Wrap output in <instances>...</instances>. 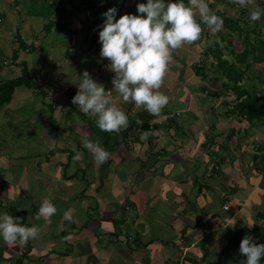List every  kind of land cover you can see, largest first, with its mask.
Here are the masks:
<instances>
[{
	"label": "crops",
	"instance_id": "0c3cea01",
	"mask_svg": "<svg viewBox=\"0 0 264 264\" xmlns=\"http://www.w3.org/2000/svg\"><path fill=\"white\" fill-rule=\"evenodd\" d=\"M37 1L42 8L33 14L29 4ZM82 1L0 0V82L20 76L27 64L39 85L32 89L51 101V115L40 117L51 136L46 142L30 140L35 147L28 153L23 152V121L38 137L45 131L18 113L36 98L22 86L0 106V210L17 223L40 228L27 243L8 245L0 238V264H243L242 239L250 235L264 243V121L229 113L237 94L212 83L217 76L212 66L198 70L214 46V32L202 27L198 41L173 51L159 89L169 103L157 116L149 113L155 127L141 131L137 113L144 109L112 93L131 129L125 138L124 129L103 131L110 157L97 164L82 145L85 136L96 141L92 121L97 117L73 104L75 83L87 70L114 90L115 73L102 68L109 61L100 58L97 26L112 6L119 9L117 18L139 13L132 0ZM223 4L235 5L233 0ZM88 23L93 29L86 35ZM61 30L65 41L57 36ZM44 42L42 63L33 51ZM7 122L16 123L15 130ZM73 145L84 153L75 164ZM33 192L56 205L50 220L35 218L42 202L32 206L29 219L23 205L17 211L15 202L30 200L26 195ZM68 211L73 221L66 219Z\"/></svg>",
	"mask_w": 264,
	"mask_h": 264
},
{
	"label": "clouds",
	"instance_id": "9594fccd",
	"mask_svg": "<svg viewBox=\"0 0 264 264\" xmlns=\"http://www.w3.org/2000/svg\"><path fill=\"white\" fill-rule=\"evenodd\" d=\"M233 2L248 7L253 0ZM137 10L139 14L125 13L117 18L119 9L112 6L102 13L105 19L97 26L102 45L100 58H106L109 61L106 67L115 73L114 90L106 89L87 70L75 83L78 91L72 98L73 104L81 112L97 117L98 127L105 132H121L129 125V117L114 102L113 92L118 93L123 102H134L157 116L169 103V96L159 89L173 59V51L198 41L202 23L212 32L220 31L223 26V18L212 11L207 0H147L138 3ZM249 15L255 22L264 16V10L252 8ZM82 145L97 164H103L110 157L109 151L87 136L82 139ZM73 152V164L84 159V153L75 145ZM57 210L56 205L45 198L35 218L50 220ZM65 217L74 220L70 211ZM39 233L38 225L17 223L12 215L0 212V238L6 244L27 243ZM239 252L246 257L243 264H262L264 243H257L252 236L246 235Z\"/></svg>",
	"mask_w": 264,
	"mask_h": 264
},
{
	"label": "rangeland",
	"instance_id": "374dc122",
	"mask_svg": "<svg viewBox=\"0 0 264 264\" xmlns=\"http://www.w3.org/2000/svg\"><path fill=\"white\" fill-rule=\"evenodd\" d=\"M84 2H89L91 0H83ZM228 1V0H227ZM34 2V1H33ZM64 2V1H63ZM83 2V3H84ZM113 2V0H112ZM134 3L136 5H138L137 3L139 2L138 0H132L131 3ZM143 2H147V0H143ZM187 2V0H186ZM210 8L212 9L213 12H215L218 16L222 17L223 20L225 19V17H228L230 18V21H229V26H225V24L223 23V26H222V29L218 32H214V36L216 37V41L215 43L213 44L214 46L210 47V49H216L218 50L220 47L221 50H222V53H223V56L222 58L224 57L225 59H228L230 62L231 61H235L237 58L232 54V49H234L236 52H242L243 48H244V45H243V38L245 36V33L246 31H259L260 27L259 26H263L262 24L264 23V20L263 19H259L255 22L251 21L250 20V11L252 10V8H257V9H261V10H264V7L261 3V0H253V3L251 5H249L248 7H242L238 4H235L234 6L232 5L230 8L226 7V4H223V1L221 3H219L217 0H215V2L212 4V3H209V0H207ZM85 3V4H86ZM90 3V2H89ZM229 4V3H228ZM36 10H39L41 9V4H40V1H37L33 4H29V9L30 10H33L35 9ZM44 8V6H43ZM57 6L54 5V7H50L49 9H56ZM227 14V15H226ZM239 21V25L241 27V32H238L236 30H233V26L235 23H237ZM91 22V21H90ZM65 28H62V30L64 31V29H68L69 25H65L64 26ZM84 29H86L84 31V33L87 35L88 34V30H92L91 27H89V23L88 24H84ZM202 27L205 28V33H211L212 31L210 30V28L207 26V25H204L202 23ZM61 30V32H59L57 34V36H61L63 35V39H61L60 41H63L65 38H64V32ZM48 31V30H47ZM43 34H46V31L43 33ZM56 37V36H55ZM20 38L21 35H20ZM255 34H251L250 35V41L251 42H254L256 39H255ZM23 39V38H22ZM56 39V38H55ZM57 40V39H56ZM65 41V40H64ZM46 42H44V44L41 46V47H38L36 48L35 51H33V54L35 55L36 58H38L37 60H39L40 62H44V57L45 55H47V48H46V45H45ZM95 44V43H94ZM92 54H94V51L91 52ZM214 55H215V52H214ZM212 54L208 55L206 60L201 59L203 63L199 64V68L200 66H204V67H210L212 66V63L215 62V59H214V56L213 59H212ZM248 61L249 63H252V67L249 69V68H246V65L242 64V63H238L237 65L243 69L246 70V74L244 76V80L242 82V84L244 86H248V87H253V90H254V94L261 100V101H264V65L262 64H256L255 61L253 60V57L252 56H249L248 57ZM11 66V65H10ZM6 67V65H5ZM102 68H106V65H102ZM39 71V69H38ZM214 73H217L216 71H214ZM218 76V75H217ZM217 76H213L212 77V83H215L216 81V77ZM219 85H221V81H219ZM26 88V86H25ZM30 93H31V96L33 98H36L38 99L47 109H45L46 111H43L38 109V107H36V99L31 101V102H34V103H24L23 105V110H21V113L19 112L18 114L19 115H23L24 117L26 115H29V118H30V124H34V126H36L38 129L40 128V131L44 130L45 131V128L43 127L42 123L40 122V117H44L43 114H49L50 112L48 111V108H49V99L47 96H45L44 93H40L39 96L37 93L34 92V90L32 88H30ZM29 101V100H28ZM43 101L45 103H43ZM41 106V104H40ZM43 109V108H42ZM51 115V113H50ZM48 116V115H47ZM27 120H28V117H26ZM69 118V117H68ZM67 121V120H66ZM94 123V128L95 130L98 132V136L96 138H94L96 141H98L99 143H101L102 147H108L107 145V142L105 143L104 141H107L109 140L108 138V135L103 132L97 125V118H95L93 121H92V125ZM13 124V127H10L9 123L7 122V126H9L12 131L15 130L16 128V123ZM27 122L26 121H23V128L22 130H24L22 132V135H23V138H22V141L23 143H25L26 145H24V149H23V152L24 153H28L29 152V149L32 148L33 146L35 147V144L34 142L33 143H30L29 141L30 140H36V139H41L43 140V142H46L47 138H49L51 136V132H50V129H46L48 130L47 132L45 131L40 133L42 137H38L36 134H34L35 130L33 129H28V125H26ZM256 125V123H254ZM21 126V124H19ZM19 125H18V128H19ZM32 126V125H31ZM33 127V126H32ZM89 128V126H87ZM8 128V129H10ZM75 129V128H73ZM20 130V129H18ZM29 132H32V134L30 133V136H29ZM8 140H10L8 138ZM16 140V138H15ZM264 147V146H263ZM264 153V151H263ZM2 186V185H0ZM31 191H33V189H31ZM47 192V191H46ZM29 197L28 201H24L23 203L22 202H15V204H17V211H19L18 209L21 207V205H23V210L25 211L26 214H29L28 215V219L30 218V213H31V210L32 207L34 204H37L39 202H42L41 201V198H40V194L38 196V193H28L26 195V198ZM14 204V203H13ZM8 210L9 212L12 214L11 210L12 208L11 207H8ZM0 212H2L0 210ZM9 214V213H8ZM13 215V214H12ZM14 216V215H13ZM19 217V216H18Z\"/></svg>",
	"mask_w": 264,
	"mask_h": 264
},
{
	"label": "trees",
	"instance_id": "16d2710c",
	"mask_svg": "<svg viewBox=\"0 0 264 264\" xmlns=\"http://www.w3.org/2000/svg\"><path fill=\"white\" fill-rule=\"evenodd\" d=\"M226 2L227 0H223ZM84 1L81 2V4ZM261 3L264 7V0H261ZM36 8L31 10V13H36ZM264 20V16H261ZM230 18L225 17L223 23L225 26H229ZM263 26H259V31H246L243 38L244 48L242 52H236L232 49V54L237 58L235 61H229L225 59L222 53V50L219 48L211 49L208 55L212 54L214 56L215 62L212 63L213 71H216L218 75L216 82L221 81V86H224L226 89H232L237 97L232 99V109L229 110V113L232 115L242 116L248 121H264V101H261L254 93L253 87L244 86L242 84L246 70L239 67L237 64L242 63L246 65V68H251L252 63H249L248 57L252 56L255 63H264V23ZM233 30L241 32V27L239 21L234 24ZM255 34V41H250V35ZM215 52V55H214ZM204 67V66H203ZM203 67H198L200 72H203ZM29 87V88H38L39 85L33 80L27 64L23 65L22 74L16 78L9 79L5 82H0V106H3L9 103L13 97L15 90L18 87ZM264 264V257H262Z\"/></svg>",
	"mask_w": 264,
	"mask_h": 264
},
{
	"label": "water",
	"instance_id": "95a60500",
	"mask_svg": "<svg viewBox=\"0 0 264 264\" xmlns=\"http://www.w3.org/2000/svg\"><path fill=\"white\" fill-rule=\"evenodd\" d=\"M149 116H150L149 112L146 109L141 110L137 113L138 121L141 123V127H140L141 131H147V130L151 129L152 127H155V125L152 126V124H151L152 118H150ZM130 129H131V121H129L128 127L125 128L122 132L123 138L126 137L127 133L130 131Z\"/></svg>",
	"mask_w": 264,
	"mask_h": 264
},
{
	"label": "built area",
	"instance_id": "2783aa9c",
	"mask_svg": "<svg viewBox=\"0 0 264 264\" xmlns=\"http://www.w3.org/2000/svg\"><path fill=\"white\" fill-rule=\"evenodd\" d=\"M0 59H1V57H0ZM5 60H6L5 63H9V62L11 63V62H12V60H11V61H8L9 59H5ZM201 63H202V61H200V64H201ZM232 107H233L232 105H229V106H228L229 109H232ZM224 207H225V209H228V208H229L228 205H225ZM9 264H11V263H9Z\"/></svg>",
	"mask_w": 264,
	"mask_h": 264
}]
</instances>
